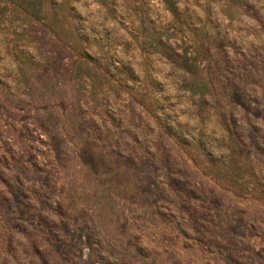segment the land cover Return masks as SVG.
Wrapping results in <instances>:
<instances>
[{
    "label": "clouds",
    "instance_id": "clouds-1",
    "mask_svg": "<svg viewBox=\"0 0 264 264\" xmlns=\"http://www.w3.org/2000/svg\"><path fill=\"white\" fill-rule=\"evenodd\" d=\"M262 191L264 0H0V264H264Z\"/></svg>",
    "mask_w": 264,
    "mask_h": 264
},
{
    "label": "rangeland",
    "instance_id": "rangeland-1",
    "mask_svg": "<svg viewBox=\"0 0 264 264\" xmlns=\"http://www.w3.org/2000/svg\"><path fill=\"white\" fill-rule=\"evenodd\" d=\"M57 33L62 37V44L70 46V49L74 51L78 63L75 68V73L79 76L82 72H88L89 74H96L98 81H109L116 79L117 82L122 86L124 82L131 78V72L126 69L117 70L116 76L113 77L112 74L108 71L110 65H99L91 61L84 53L86 42L81 40L78 32L74 26L71 14H66L63 22H57L56 25ZM206 39H210L205 35ZM158 39V38H157ZM165 50L171 55L178 63L183 64L190 71L195 72L194 62H189L186 57L177 56L171 49L165 48ZM208 49L201 48L202 54L206 55ZM145 90V95L141 98L142 102L149 109L150 112L155 113L157 111V106L154 102H150V97L153 92V86L149 80H145L142 85ZM164 127L167 126L166 121L161 122ZM168 132L172 133L170 138V143L179 144L186 152L190 153L193 158L199 161L202 168L211 173V177L222 180L224 183L229 184V186H235L236 176L239 170L235 167V161H233V167L231 169L221 171L218 164L213 163L206 157L204 149L199 142L194 141L190 145H186L180 139L179 134L173 132L172 129H168ZM233 143L235 144V138H233ZM261 195H264V191L261 192ZM107 212V209H105Z\"/></svg>",
    "mask_w": 264,
    "mask_h": 264
}]
</instances>
